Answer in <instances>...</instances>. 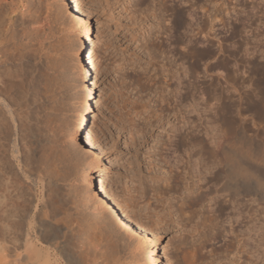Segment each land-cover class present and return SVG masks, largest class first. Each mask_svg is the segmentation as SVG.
<instances>
[{"label": "rangeland", "instance_id": "1", "mask_svg": "<svg viewBox=\"0 0 264 264\" xmlns=\"http://www.w3.org/2000/svg\"><path fill=\"white\" fill-rule=\"evenodd\" d=\"M50 1L52 2L50 18L40 21L45 22V26L34 24L30 28L31 31L28 29L30 32L28 30L25 34L18 32L20 36L17 46L22 54V57L19 56L22 61L17 58L18 63L17 60L12 62L14 69H18L14 71L15 77L17 79L19 77L18 80L15 78L16 83L23 81L27 86L33 81L37 89L35 87L31 93L36 95L41 93L40 95L45 99L42 98L43 101L40 102V95L31 94V97L21 102L18 110L22 119H25V111L32 115V121L28 122L31 124H34L32 123L34 120H38L35 119L36 116L40 119L43 115L44 118L37 123V126L40 124L39 127L46 128L44 130L40 128L44 136L42 134L39 136L44 142L39 139L41 144L31 146L34 147L32 153L35 151V157L39 155L44 157L50 152L49 158L51 159V156L53 158L51 162L49 158L47 161L50 164L54 162L51 165L55 164L56 168L54 166L55 170L52 172L53 167L49 163L51 167H48V164L43 167L48 169L47 173L50 174L56 172L57 175L61 171L57 176L60 180L55 174H48L50 177L54 175V179L51 178L57 182L58 188L54 190L50 188L47 193L48 191L42 190L38 185L35 188V201L38 207H41L40 199L48 194L50 197L60 195L57 199L61 198L59 201L63 200V204L64 202L68 204H65L67 207L71 206L72 201L77 202L72 206L78 212L79 222L73 219L68 221L71 233L69 234H73V237L68 235L69 238L71 237V242L74 243L75 239H78L73 246L80 241L82 229L80 227L86 220V223H89L87 226L91 228L93 226L97 230L95 224L104 228L103 243H107L106 235L111 234L112 240L117 244L116 251L111 252L112 255L116 254L113 257L109 255V259H112L107 258L109 260L107 264L109 262V264H145L142 254L140 255L141 245L136 246L137 249L134 250L135 247L128 244L125 233L118 229L115 219L110 217L112 215L104 211L101 215L104 220L98 218L99 215H95L88 207L89 204H85V196H83L85 186L74 173L78 162L72 158L73 156L71 157L74 151L71 145L68 146L70 142H67L68 129L72 127L75 119L79 96L84 92L83 86L78 84L82 83L81 78L71 65L76 50V32L74 26L68 22L64 10V13L62 12V1ZM94 2L95 9L89 16L93 42L89 40L88 43L93 44L94 47L93 80L97 82L95 100L98 102L93 112L95 118L91 128L98 143L104 145L103 148L106 149L105 162L109 163L106 165L110 180L108 186L110 185L109 189L114 199L119 200L116 199L130 218L146 223L152 232H156L159 241L155 256L159 262L176 264L177 253H180L182 231L188 228V224L180 225L188 223L186 218L192 215L190 209L197 207L183 209L180 224L167 225V228L165 225H159L158 228L157 225H152L151 219L156 218L155 213L160 208L152 204L151 213L145 209L144 204L147 199L143 193L144 182L155 189L172 187L175 181L171 178L170 164L175 156H181L180 165L185 167L184 172L190 165V161H187L189 150H217V146L219 148L221 144L217 140L226 132L227 126L229 127L228 118L234 113V111L228 113L227 98L230 94L234 101L237 89L241 95L239 108L244 140L257 145L259 153L264 157V0H95ZM34 3V0L33 4L27 3L28 6L30 5L29 11H26L28 17L34 13ZM172 72H177L180 79L171 80ZM30 90L31 88L28 93ZM32 96L37 98L32 99ZM50 107L52 109H49ZM51 114H53L52 118H50ZM47 118L54 121L51 122L54 127L49 126L54 134L48 133L49 129L45 124L49 123ZM59 119L61 124L57 122ZM24 122L22 120L21 126L24 127L25 124V128L21 127V130L26 133L28 123ZM190 131L191 137H189ZM82 137L83 133H81ZM45 140L47 144L49 143L48 147L45 146ZM23 145H20L22 152L21 149L18 152L20 156L18 153L15 154L16 157L18 155V161L28 151L29 145ZM38 145L49 151L42 150L41 147L38 151ZM41 150L46 154L44 152L42 154ZM65 153L70 155L65 157ZM61 155H65L64 158ZM59 156L66 161L63 162ZM61 162L69 165L64 164V167ZM247 164L251 166L249 162ZM58 166H62V169ZM258 170L264 174V164L258 166ZM66 174L67 178L64 179ZM40 192L42 195L45 194L42 198ZM175 195L178 197L170 198V201L177 205L184 195ZM260 204L264 210V198ZM74 206L78 207L75 209ZM160 211L159 214L164 209ZM149 214H152L150 219L147 218ZM192 224L193 222L190 224L189 221V227L193 226L190 229L195 227ZM87 226L84 227L85 232L91 233L93 228ZM261 230H264V211L261 215ZM261 241L264 243V239ZM87 244L88 242L85 245L89 246ZM91 249L93 247L89 250ZM92 251L90 252L93 253ZM174 252L177 254L176 257ZM172 253L173 257L170 255ZM100 254L101 252L97 256ZM244 261L243 264H255L246 258ZM256 264H264L263 259H259Z\"/></svg>", "mask_w": 264, "mask_h": 264}, {"label": "bare ground", "instance_id": "2", "mask_svg": "<svg viewBox=\"0 0 264 264\" xmlns=\"http://www.w3.org/2000/svg\"><path fill=\"white\" fill-rule=\"evenodd\" d=\"M34 1V13L28 17L26 11H29L30 5L28 6L27 3L33 4V0L30 2L28 0H0V264H107V262L112 259H109V255H112L111 252L116 251L115 247L117 244L112 240L111 234L105 237L107 243L102 242L104 228L99 226V224L98 226L95 224V228L98 227L97 230L94 229L93 226L92 228L94 230L91 226H87L89 223H86V220L84 224L82 223L83 226L80 224V228H82L81 230L79 229L81 231L80 241L73 246L78 239H75L74 243L71 242V237L69 238L68 236L71 234L69 232L70 228L68 221L73 219L79 222L78 212H76L72 206L77 202L74 203V201H72L70 203L71 206L69 205L67 207L66 205L68 204L65 202L63 204V200L59 201L61 198L57 199L60 195L53 196L54 191H52L53 193L50 192L53 194V197L47 194L50 188H53L51 190L58 188L57 182L52 180L54 175L51 176L52 178L50 175L55 174L56 178H58L57 176H59L58 174L61 173V171L59 172L57 171L59 169H57L56 171L59 172L57 175L56 172L51 174L47 173L49 172L47 171L48 169L43 166H46L48 163L50 164L53 156H51L52 158L50 159L49 155L51 153L47 152L46 154L42 151L45 149L41 147L42 145L40 146L42 148V154L43 152L46 154H44V157H41L42 155H39L40 157H35V151L32 153V148L37 146L36 144L38 143L41 144V140H43L39 136L43 133L40 130V124L37 126V123L40 122L39 120L43 118V115L40 113L42 117L39 119L35 114V119L38 120H34L33 118L34 122L32 123L34 124H31L28 122L32 121V115L25 111V119H22L18 112L19 106L23 100H27V98L31 97V94L34 96H39L41 94L40 92V94L37 93V95L36 93H31L34 91L35 87L37 89L33 81L28 83L27 86L26 83L20 80L18 84L16 83L19 77L18 79L15 77L14 71L16 69H14L15 66L13 67L12 63L13 60H17L18 63L19 56L22 55L17 46V42H19L18 36H20L18 32L25 34L34 24L45 26V22L40 21H46V19L50 18L52 13L50 6L52 2L50 0ZM61 1L60 2L63 4L62 12L64 10L68 16V22L74 26L76 32V50L72 57L74 62L72 61L73 63L71 65L81 78L80 80L82 83L78 84L83 86L82 89L84 88V92L79 96L80 101L76 109V116L72 122V127L70 128V125L68 123L66 124H68L70 128L68 129L69 132L67 137V140L69 139L67 142H70L68 146L71 145L74 151L71 157L73 156L72 158L78 162L77 167L76 162L74 163L76 167V169L73 168L75 169L74 173L85 186V192L82 190V193H85V195L83 193V196H85L84 200L86 201L85 204H89V206H87L92 209L96 216L99 215L98 218H102L101 215L104 211L110 213V215H112L110 217L115 219L116 223H114L118 226V229L120 231L122 230V233H125L124 236L126 235L125 237L128 239V244L135 247L134 250L137 249L136 246L139 247L141 245L140 255L142 254V259L145 264H162L155 256L159 241V237L155 234L156 232H152L149 229L150 226L148 227L146 223H141L130 218L123 207H121L122 205L118 202L119 200L117 198L118 201L114 199L113 193L111 194L109 189L110 185L108 186L110 180L108 179L107 173V165L109 163L107 164L105 162L106 149L104 150V145L101 146L98 143L99 141H97V137H95L91 128V125H93L92 121L95 118L93 112L98 102L95 100L97 82L93 80L95 71L93 61V56L95 54L94 47L93 44L88 43L89 40L92 41V29L89 23V16H91V12L95 9V0ZM56 16L58 15L56 14ZM41 30L43 31V29ZM20 59L22 61V58ZM20 67H22V65ZM24 67L25 66H23V68ZM25 69H27V67ZM26 72L28 71L26 70ZM17 73L19 74V71ZM176 73H171V80L179 78V76H177L178 73ZM29 76H31V74ZM15 78L17 79L16 81ZM174 83H172V85ZM190 86L189 84V87ZM176 87L177 86H175V88ZM29 88H31V90L28 93ZM40 96L41 98L38 97L40 98L39 101H43V95ZM33 98L36 99L37 97L35 98L32 96V99ZM240 99L241 95L238 89L236 91V98L234 99L236 103L230 97V94L227 98L228 113H232L233 111L234 113L231 115L229 114L230 116L227 124L229 125V127L227 126L229 131L227 132L226 129L224 135L221 138L218 137L219 140L217 141H220L221 144H219V148L217 146V150H189L187 161H190V165L184 172L183 170L185 167L180 165V163H182L181 156H175L170 164L172 171L171 178L175 181H173L175 184H173L172 187L166 186L161 189H155L153 186L148 185L147 182H144L143 193L144 197L147 199L144 204L145 209L151 213L153 209L151 206L152 204L160 208L155 213L156 218L153 220L151 219L152 225H157L158 228L159 225H165L166 227L171 224H180L183 209H190L192 206L197 207L195 209H190V211L192 210V215L190 214V217L186 218L188 223L185 222L180 225L185 226L188 224V228L184 227L185 229L182 231L181 245L179 248L180 253H177L178 257H176L177 254L174 252L177 258L176 264H243L245 258L255 264L259 259H263L264 261V243L261 241L264 239V230H261V215L264 210L260 206L264 198V174H261V171L258 170V166L264 164V157L259 153L257 145L244 140L243 131L241 129ZM28 103L26 104L28 105ZM27 105L24 106L26 107ZM30 106L29 104V107ZM37 108L40 109V107ZM49 109L52 108L50 107ZM52 116L53 114H51L50 118H52ZM47 119L49 120V118ZM60 119L57 121L58 124L60 123ZM22 120L28 123L26 126V133L24 130H21V127L25 128V124H23L24 127L21 126ZM52 121L53 120H49V123H45L48 129L50 125L51 128L54 127L51 124ZM63 123H65V121ZM63 125L64 124H62V126ZM44 128L41 129L44 130ZM49 130V134H54V132L51 131L52 129L50 130L51 132ZM57 131L58 134H60L59 130ZM81 133H83L82 138ZM189 137H191V131L189 132ZM47 140H45V143ZM23 144L29 145L28 151H26L27 148L22 147L26 149L24 150L26 154L23 155L22 158L20 157L21 159L18 161V155L16 157L15 154L19 152V149H21L20 145ZM46 145L48 147L49 143H46L45 146ZM52 146L54 145L52 144ZM64 146L66 145L64 144ZM25 147L27 146L25 145ZM40 147L38 145L37 150L38 148L40 150ZM55 149H57V146ZM65 150L67 149L65 148ZM20 151L22 152V149ZM53 151L55 152V150ZM69 155L67 153L65 157ZM71 157H69V159ZM48 158L50 162L47 161ZM60 158L62 161L64 160L62 157ZM245 161H248L251 166L247 164L248 162L245 163ZM49 164L48 167H51L52 165L50 164L51 166H49ZM62 164L64 166L65 163ZM65 165H69V163ZM54 166L56 168L54 164L52 166L53 170L51 169L52 172L55 170ZM61 167L58 166V168ZM68 167L69 166H67V168ZM43 168L46 169V172ZM66 176L67 174L64 179L67 178ZM38 185L41 186L42 190L48 191L46 193L47 195L44 194L45 196L40 192V198L44 196L43 199H40L42 200V202L40 201L41 207H38L39 205L35 201V188H37ZM81 187L83 189V186ZM62 194H64V192ZM175 194H179V196L182 194L184 195L180 201L178 199L180 203L177 205L170 201V198L178 197ZM62 199H64V197H62ZM151 200H153V202H150ZM66 202H68V200ZM74 207L76 209L78 206ZM163 209L164 211L159 214V212H161L160 210ZM151 215L152 214H149L147 218L150 219ZM112 218L110 219L113 220ZM189 221L190 224L193 222L192 225L195 226L193 229H190L191 226L189 227ZM85 226L92 229V232L86 233V230H84ZM89 228H87V230ZM162 228V230H164V227ZM95 230L97 232H95ZM86 242H88L87 245L89 246L85 245ZM90 247H93V249H91L94 251H92L93 253L90 252ZM99 252H101V254L97 256ZM167 252L165 253L168 255L169 253ZM115 254L116 253L113 255ZM113 255L110 257H113ZM170 255L173 257V253Z\"/></svg>", "mask_w": 264, "mask_h": 264}]
</instances>
